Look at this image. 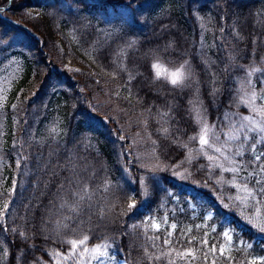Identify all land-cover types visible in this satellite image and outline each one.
<instances>
[{
    "label": "trees",
    "instance_id": "obj_1",
    "mask_svg": "<svg viewBox=\"0 0 264 264\" xmlns=\"http://www.w3.org/2000/svg\"><path fill=\"white\" fill-rule=\"evenodd\" d=\"M57 1L48 0L37 16L21 18L42 50L27 59L15 87L26 88L32 76L39 82L21 110V168L0 224V242L9 249L7 256L0 254V264H77L81 248L70 241L85 237L83 247L108 246L127 264H251L264 258V179L244 183V197L239 195L230 180L246 164L241 157H234L233 169L212 162L193 116L199 104L209 124L219 126L227 115L236 113L234 120L244 112L241 83L264 53V0H63V12ZM8 2L0 0V6ZM15 3L3 12L6 17L14 14ZM202 17L221 39L226 58L220 87L209 81L211 69L204 71L195 53ZM66 22L76 25L79 44L91 49L92 57L79 54L82 71L62 69L66 58L56 45L67 48L59 36ZM122 51L127 61L120 59ZM159 59H189L192 86L174 87L157 78L152 66ZM257 71L252 83L259 88L263 63ZM129 74L133 88L127 95L122 86ZM57 112L66 127L60 141L40 143L28 135L30 121L39 115L42 125ZM245 159L249 168L262 167L248 154ZM176 198L187 210L191 200L212 212L215 231L225 222L242 229L246 244L219 262L204 247L205 240L217 241L196 229L184 236L179 226L166 243L147 217L156 208L172 212Z\"/></svg>",
    "mask_w": 264,
    "mask_h": 264
},
{
    "label": "rangeland",
    "instance_id": "obj_2",
    "mask_svg": "<svg viewBox=\"0 0 264 264\" xmlns=\"http://www.w3.org/2000/svg\"><path fill=\"white\" fill-rule=\"evenodd\" d=\"M57 2L60 3L58 5L60 10L65 8V1L58 0ZM81 2L84 4H100L101 0H81ZM11 3L6 6H0V224L10 209L12 195L15 191L18 173L21 168L22 155L19 150V131L21 129L22 106L34 98L39 85V82H36L35 76H32L26 88L20 90L15 88L23 76L27 59H32L34 51V54H37L42 50L41 40L39 38L37 40V37L23 26L21 18L23 15L37 16L44 10L45 4L48 5V0H17L13 9L14 14L6 17L3 12L7 7H10ZM180 8L185 9L184 6H180ZM61 16L62 14L57 17L56 22L59 21ZM249 18L250 14L247 15L246 19L250 20ZM66 24V29L59 30V36L65 41L67 48L56 45L58 51L64 53L66 58L62 69L65 68L69 72L82 71V67H84L82 65L84 62L83 58H87V53L92 57L91 49H84L79 44L80 36L76 25L71 27L68 22ZM201 24L203 25V29L199 36V46L195 50V53L203 61L204 71H208L207 68L211 69L209 81H213L215 87H220L218 79H220L225 71V68L222 67L227 64L225 62L226 58L222 55L221 39L212 28L207 26L205 18L201 19ZM180 36L183 37L182 35ZM79 51L86 53H79ZM127 57L128 54L126 52L122 51L120 53L122 61H127ZM261 57L260 63L257 66L249 68V75L241 83L240 105L246 107L247 110L244 114L238 113L235 121H230L229 119L231 118L227 115L226 119L222 122L223 125L218 126L219 123L209 124L208 115L199 108L200 105L194 104L193 106L195 110L193 116L196 114V120L200 124V130L197 133L199 141L201 136H204L208 140L207 145L202 146L201 144L203 150L207 153L208 157H212V162L221 160L226 163L227 168L225 169H233L234 157H240L243 154L244 147L242 143L246 141L240 140L241 138L245 136L250 138L252 134L259 135L260 137L264 135V80L259 88H256L257 84H253L256 74L259 73L257 68H260L261 63L264 64V53H260L257 59ZM46 62H49V56H47ZM153 65H159V69L153 68L155 76L169 83L171 73L180 69L184 73L183 85L192 86L195 80L189 59H186L184 63H180L179 61L168 63L159 59ZM157 70L160 72L159 76L156 75ZM131 82L132 75L123 82L122 87H124V93L127 95H130L133 88ZM169 103L170 100L167 101V105ZM29 111L34 110L31 108ZM37 113L34 115H38ZM94 114L97 115V113ZM39 119L38 115L35 120L30 121V131H28L30 137H36L40 143H52L60 141L65 135L66 127H64L62 115L58 114V112L57 114L53 113L52 118L47 119L42 125H40ZM205 125H207V132L203 130ZM253 131H259L260 133H251ZM216 148H219L220 151H215ZM253 151L256 153L255 159H263L264 163V152H257L256 146H253ZM257 156H259V159L256 158ZM235 174L233 177V183L235 184H239L237 182L239 179L238 175H244L245 177L253 175L247 171L246 166H238L235 169ZM262 178H264V171H261L258 179ZM243 185H239L241 188H239L238 193L244 197L246 191L242 187ZM246 190L249 192L248 188ZM180 201L182 200L176 198V205L172 212L167 208H156L147 217L149 228L155 234H161L158 236L159 238L163 237L164 241H170L179 226H181V232L184 233V236L191 233L193 229H196V232L200 236L210 237L214 241H217L210 244L208 240H205L204 247L208 253L215 254L214 257L219 262H221L222 256L229 259L237 248H241L246 244L242 238V229L228 226L221 233L218 232V235H215V224L212 222L210 212L204 211L191 200H188L189 209L187 210L184 205L179 203ZM184 203L187 202L184 201ZM173 223L176 224L175 229L171 228ZM156 225H159V228ZM225 231L230 233V241L224 237L223 233ZM79 247L81 250L77 251V264H126L124 260L118 257L117 252L112 251L108 246L101 244L91 249L85 248L82 245H79ZM97 248H99V251H96ZM8 252L7 245L4 242H0V254L7 256ZM102 253L103 255H101ZM260 259L264 258H253V260ZM205 264H207V260Z\"/></svg>",
    "mask_w": 264,
    "mask_h": 264
},
{
    "label": "snow or ice",
    "instance_id": "obj_3",
    "mask_svg": "<svg viewBox=\"0 0 264 264\" xmlns=\"http://www.w3.org/2000/svg\"><path fill=\"white\" fill-rule=\"evenodd\" d=\"M152 67L155 68V69H159V65H153ZM156 75L157 76L160 75V72L158 70L156 72ZM183 82H184V73H183V70L182 69L177 70V71L171 73V76H170V84L172 86H174V87L181 86V85H183ZM245 119H247V118H245ZM203 130L205 132H207V125L204 126V129ZM200 143L202 145H207L208 144V140L204 136H201ZM215 151L219 152L220 149L219 148H216ZM256 158L259 159V156H257ZM209 159L211 160L212 157H209ZM130 207H135V205H130ZM156 227L159 228V225H156ZM171 228L175 229L176 228V224L173 223L171 225ZM0 230H2V229H0ZM261 230L264 231V228H262ZM223 235H224V237L228 238L229 241L231 240V236H230V233L229 232L225 231L223 233ZM86 239H87V237H85L84 240H80V241L72 240V241H70V244H71V246L73 248H75V247H77L79 245H83ZM165 242L167 243L168 241H165ZM248 247L251 248V244H249ZM84 250L86 251V249H84ZM96 251H99V248H97ZM221 251H223V249H221ZM101 255H103V253ZM251 264H264V259L253 260L251 262Z\"/></svg>",
    "mask_w": 264,
    "mask_h": 264
},
{
    "label": "bare ground",
    "instance_id": "obj_4",
    "mask_svg": "<svg viewBox=\"0 0 264 264\" xmlns=\"http://www.w3.org/2000/svg\"><path fill=\"white\" fill-rule=\"evenodd\" d=\"M20 80H21V79H20ZM18 83H19V82H18ZM18 83H17V84H18Z\"/></svg>",
    "mask_w": 264,
    "mask_h": 264
}]
</instances>
